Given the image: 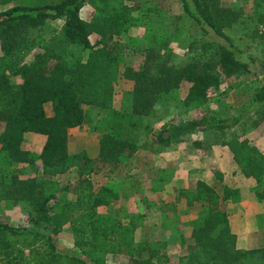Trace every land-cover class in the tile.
I'll use <instances>...</instances> for the list:
<instances>
[{
	"label": "trees",
	"instance_id": "obj_1",
	"mask_svg": "<svg viewBox=\"0 0 264 264\" xmlns=\"http://www.w3.org/2000/svg\"><path fill=\"white\" fill-rule=\"evenodd\" d=\"M163 1L0 0L11 4L0 10V201L22 205L26 213L23 225L0 222V264H113L105 260L108 253L130 255L128 264H169L168 256L154 247L160 243L136 240L135 213L124 224L98 207L137 195L139 180L134 176L125 188L111 179L133 163L139 149L159 152L194 132L229 131L219 143L228 148L240 174L255 181L264 219V153L232 131L243 111L219 100L217 107L209 106L210 93L232 76H242L233 85L237 92L251 90L252 103L264 102V84L251 85L255 72L238 56L240 50L225 31L238 13L220 0H178L182 14L176 18L189 20L201 33L186 45L196 57L177 65L170 62L169 46L179 38L180 25L166 20ZM85 4L93 9L89 20L80 14ZM252 18L245 16L239 23ZM254 18L255 25L264 27V7L256 9ZM58 19L60 27H51L48 37L40 32L47 21ZM141 25L146 61L139 68L125 65L120 72L123 49L134 42L130 31ZM210 31L224 41L205 38ZM92 34L97 35L95 42ZM120 74L133 81L129 110L114 105ZM184 82L189 85L181 97L178 91ZM45 103L51 104L50 115ZM83 104L109 114L96 157L86 150L73 155L68 151V131L82 123ZM197 109L200 116L182 117ZM161 120L142 139L134 130L144 122ZM27 132L45 136L39 152L23 146ZM72 167L76 179L59 187L54 177ZM99 169L109 182L95 181ZM27 171L35 175L20 176ZM230 195L226 185L220 195L198 180L194 189L176 188L171 203H159L163 213L175 211L182 199L188 206L207 204V213L193 220L192 230L200 248L191 256L203 264H231L250 253L235 248V235L221 205ZM64 226L71 230L74 248L85 251L58 248L56 238Z\"/></svg>",
	"mask_w": 264,
	"mask_h": 264
},
{
	"label": "rangeland",
	"instance_id": "obj_2",
	"mask_svg": "<svg viewBox=\"0 0 264 264\" xmlns=\"http://www.w3.org/2000/svg\"><path fill=\"white\" fill-rule=\"evenodd\" d=\"M258 0H220L221 5L229 7L238 13L237 20L225 31L232 38L233 44L240 50L238 56L250 62L251 69L255 76L250 82L252 86L264 84V27L255 25V12L259 7H264V0L257 5ZM11 4H0V10ZM164 16L177 25L179 38L170 43L171 61L174 64H182L191 60L197 54L190 52L187 48V41L199 38L201 31L197 25L191 24L189 20L176 18L182 12L179 10L178 0H164ZM92 7L85 4L80 14L89 20L92 14ZM253 17L252 22L239 23L245 16ZM176 18V20H175ZM62 20L47 21L40 30L48 37L51 27H60ZM172 25V24H171ZM152 29L155 25H150ZM131 39L133 44L123 49L122 64L120 72L125 65L139 68L146 61L144 47L146 41L143 39L144 26L131 29ZM207 39L224 41L212 31L203 35ZM92 42L97 39L96 34L90 35ZM124 40V36L121 37ZM32 58V54L27 60ZM239 77L232 76L223 79L219 90L211 92L212 97L209 106L217 107L218 100L222 104H229L236 112H244V117L239 124L232 128L235 134L241 138L249 139L250 143L255 144L264 153V102H251L252 91L244 89L237 92L233 86ZM184 82L178 94L184 97L188 87ZM133 86V81L125 79L120 74L115 84L117 91L114 105L117 108L130 109L129 92ZM252 103V104H251ZM84 119L82 123L70 128L68 131V151L75 154L81 150H86L89 155L95 153L98 148V139L105 131L108 118V110L101 109L93 105H82ZM228 107V108H230ZM232 109H230L232 111ZM47 114L52 113L51 104L45 103ZM202 114L201 109L192 110L182 115V117H196ZM161 121L153 123L144 122L143 125L134 127V130L141 136L140 139L150 131L157 129ZM3 125L0 122V134ZM229 131L220 133L214 132H194L185 136L184 140L173 143L164 150L159 151L161 158H149L148 153L158 154L156 148L153 150L139 149L134 155V161L122 171L115 175L111 180L117 183L120 188L129 187L130 178L134 176L139 180L140 190L136 196L120 199L118 202L98 207L99 212L109 213L117 216L124 224L130 220L129 214L135 213L137 228L135 231L136 240L147 239L154 245L159 253H165L169 258V264H203L202 261L193 259L192 252L200 248V244L193 236V220L200 214L207 213L205 202L195 203L188 206L184 199L176 204L175 211L163 213L159 203L166 205L174 200L175 189L178 187L194 189L198 180H203L211 185L220 195L223 194V186L226 185L230 190V197L221 200L223 210L227 212L229 229L235 235V248L247 250L245 256L231 264H264V219L262 202L255 192V181L252 178L244 177L232 159L228 148L219 143L220 139L228 136ZM45 140V136L32 132L25 133L23 146L35 153L39 152ZM194 141H199L200 145H195ZM144 158L147 160L144 161ZM150 159V160H149ZM103 169H99L94 175L97 182H109L103 175ZM221 173L222 177L218 175ZM33 171H27L21 177L33 176ZM125 176H128L127 179ZM166 180L161 184L158 177ZM77 177V170L72 167L68 172L54 177L58 186L61 187L72 182ZM165 184V185H164ZM160 189V190H159ZM161 191V192H160ZM68 196V195H67ZM26 213L19 204H11L0 201V222L12 225H23ZM72 233L68 226L56 238L58 248L64 252L82 253L83 247L74 248L72 243ZM252 251V252H251ZM147 256V255H146ZM105 260L113 264H128L131 256L121 253H108Z\"/></svg>",
	"mask_w": 264,
	"mask_h": 264
},
{
	"label": "crops",
	"instance_id": "obj_3",
	"mask_svg": "<svg viewBox=\"0 0 264 264\" xmlns=\"http://www.w3.org/2000/svg\"><path fill=\"white\" fill-rule=\"evenodd\" d=\"M76 127H77V126H76ZM72 128H73V127H72ZM68 140H69V136H68ZM157 153H158V154H153L152 152H151V153H148L149 156H150L149 158H151V159L153 158V160H154L155 156L158 157V158H159V157L161 158V154H164V153H162V152H157ZM97 154H98V148H96V149H95V153H94L93 155H90V156L96 157ZM145 160H147V159L144 158V161H145ZM149 160H150V159H149ZM158 178H159L158 181H159L161 184L166 183V182H165L166 180H164V179L162 180V179L160 178V176H159ZM164 185H165V184H164ZM159 190H160V189H159ZM160 192H161V191H160Z\"/></svg>",
	"mask_w": 264,
	"mask_h": 264
}]
</instances>
